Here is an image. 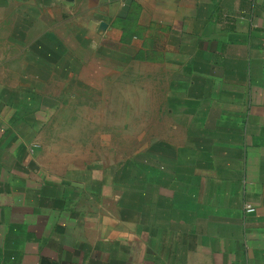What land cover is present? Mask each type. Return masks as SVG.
Listing matches in <instances>:
<instances>
[{"label": "crops", "instance_id": "1", "mask_svg": "<svg viewBox=\"0 0 264 264\" xmlns=\"http://www.w3.org/2000/svg\"><path fill=\"white\" fill-rule=\"evenodd\" d=\"M130 64L149 143L122 195L61 105ZM0 264H264V0H0Z\"/></svg>", "mask_w": 264, "mask_h": 264}, {"label": "rangeland", "instance_id": "2", "mask_svg": "<svg viewBox=\"0 0 264 264\" xmlns=\"http://www.w3.org/2000/svg\"><path fill=\"white\" fill-rule=\"evenodd\" d=\"M124 67L125 71L109 72L105 87L62 89L90 102L62 104L61 107L62 111L75 112L83 119L76 122L86 121L91 129V151L80 155L101 162L114 180L119 181L122 195H133L134 160L141 158L147 167L150 88L147 66L141 72L133 68V64ZM136 170L139 173V167ZM139 174L142 176V171Z\"/></svg>", "mask_w": 264, "mask_h": 264}, {"label": "built area", "instance_id": "3", "mask_svg": "<svg viewBox=\"0 0 264 264\" xmlns=\"http://www.w3.org/2000/svg\"><path fill=\"white\" fill-rule=\"evenodd\" d=\"M244 211H245L246 214H252V213H254L255 208L252 207L250 204H246L244 206Z\"/></svg>", "mask_w": 264, "mask_h": 264}]
</instances>
